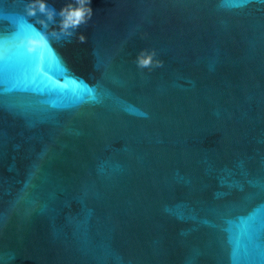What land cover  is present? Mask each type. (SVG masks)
<instances>
[{"label": "water", "instance_id": "water-1", "mask_svg": "<svg viewBox=\"0 0 264 264\" xmlns=\"http://www.w3.org/2000/svg\"><path fill=\"white\" fill-rule=\"evenodd\" d=\"M29 2L0 0L47 40L0 51V264H264V0H91L70 42Z\"/></svg>", "mask_w": 264, "mask_h": 264}, {"label": "clouds", "instance_id": "clouds-1", "mask_svg": "<svg viewBox=\"0 0 264 264\" xmlns=\"http://www.w3.org/2000/svg\"><path fill=\"white\" fill-rule=\"evenodd\" d=\"M26 13L28 16L34 17L39 13L46 17V19L40 20V23L45 28L48 27L49 22L56 23V17L59 15L61 19L58 32L62 38H66L69 42L70 38L76 35L77 29L82 25H86L94 14L91 0H70L59 13L54 7L48 5L47 0H30L26 5ZM78 41L85 43L87 37L81 33L78 36ZM46 42V37L41 34L38 38H29L26 45L31 52L35 50L36 46H41ZM157 57L158 53L155 49H142L135 59L136 66L140 70L148 69L149 71L163 67L164 62Z\"/></svg>", "mask_w": 264, "mask_h": 264}, {"label": "snow or ice", "instance_id": "snow-or-ice-1", "mask_svg": "<svg viewBox=\"0 0 264 264\" xmlns=\"http://www.w3.org/2000/svg\"><path fill=\"white\" fill-rule=\"evenodd\" d=\"M28 35H31L30 31L26 32L23 28H20L18 26V31L15 34V36H13L12 38H0V51H3L5 47H10L13 53L23 51L28 54L27 58L30 59L32 63L34 64L36 61V58L39 56V52L30 53L28 51L26 43L24 44L20 43L21 39ZM49 59L51 58L48 56L47 50H45L44 52L45 62H48ZM55 60H56V63L59 64V66L64 67L63 62L59 59V57H55Z\"/></svg>", "mask_w": 264, "mask_h": 264}]
</instances>
